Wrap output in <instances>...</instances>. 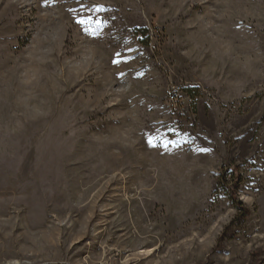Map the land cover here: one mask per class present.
I'll use <instances>...</instances> for the list:
<instances>
[{
  "label": "rangeland",
  "instance_id": "obj_1",
  "mask_svg": "<svg viewBox=\"0 0 264 264\" xmlns=\"http://www.w3.org/2000/svg\"><path fill=\"white\" fill-rule=\"evenodd\" d=\"M15 262L264 264V0H0Z\"/></svg>",
  "mask_w": 264,
  "mask_h": 264
},
{
  "label": "trees",
  "instance_id": "obj_2",
  "mask_svg": "<svg viewBox=\"0 0 264 264\" xmlns=\"http://www.w3.org/2000/svg\"><path fill=\"white\" fill-rule=\"evenodd\" d=\"M227 174L231 175V181L227 182L224 177L222 179L223 187L227 190L230 198L233 200L236 207L242 211V214L247 215L249 213V209L245 207L242 201H240L239 198L237 197V187L239 185L241 177L239 175H236V173H234V170L230 171V173L228 172Z\"/></svg>",
  "mask_w": 264,
  "mask_h": 264
},
{
  "label": "bare ground",
  "instance_id": "obj_3",
  "mask_svg": "<svg viewBox=\"0 0 264 264\" xmlns=\"http://www.w3.org/2000/svg\"><path fill=\"white\" fill-rule=\"evenodd\" d=\"M15 264H17V262H15Z\"/></svg>",
  "mask_w": 264,
  "mask_h": 264
}]
</instances>
